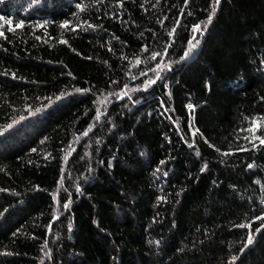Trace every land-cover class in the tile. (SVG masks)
Returning a JSON list of instances; mask_svg holds the SVG:
<instances>
[{
  "label": "trees",
  "instance_id": "16d2710c",
  "mask_svg": "<svg viewBox=\"0 0 264 264\" xmlns=\"http://www.w3.org/2000/svg\"><path fill=\"white\" fill-rule=\"evenodd\" d=\"M0 33V264H264V0H0Z\"/></svg>",
  "mask_w": 264,
  "mask_h": 264
},
{
  "label": "snow or ice",
  "instance_id": "6c2138e0",
  "mask_svg": "<svg viewBox=\"0 0 264 264\" xmlns=\"http://www.w3.org/2000/svg\"><path fill=\"white\" fill-rule=\"evenodd\" d=\"M10 23V22H9ZM3 33H0V35H2ZM262 143H264V141H262ZM65 207H67V205H65ZM249 242H251V241H249Z\"/></svg>",
  "mask_w": 264,
  "mask_h": 264
}]
</instances>
